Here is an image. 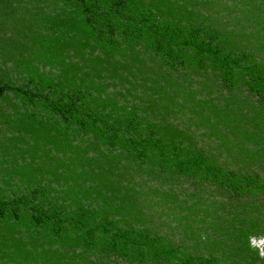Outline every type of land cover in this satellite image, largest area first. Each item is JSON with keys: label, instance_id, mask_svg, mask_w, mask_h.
<instances>
[{"label": "trees", "instance_id": "obj_1", "mask_svg": "<svg viewBox=\"0 0 264 264\" xmlns=\"http://www.w3.org/2000/svg\"><path fill=\"white\" fill-rule=\"evenodd\" d=\"M262 257L264 0H0V264Z\"/></svg>", "mask_w": 264, "mask_h": 264}, {"label": "clouds", "instance_id": "obj_2", "mask_svg": "<svg viewBox=\"0 0 264 264\" xmlns=\"http://www.w3.org/2000/svg\"><path fill=\"white\" fill-rule=\"evenodd\" d=\"M203 239H206V237H202ZM254 247L257 249V250H259L260 249V242H257L255 245H254ZM262 258H264V257H262Z\"/></svg>", "mask_w": 264, "mask_h": 264}]
</instances>
